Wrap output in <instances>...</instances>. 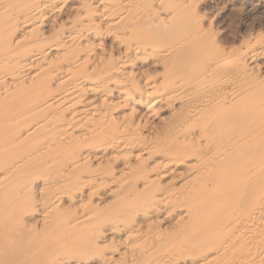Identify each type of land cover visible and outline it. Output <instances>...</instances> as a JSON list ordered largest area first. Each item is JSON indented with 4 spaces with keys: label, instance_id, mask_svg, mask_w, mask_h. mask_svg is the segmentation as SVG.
<instances>
[{
    "label": "bare ground",
    "instance_id": "bare-ground-1",
    "mask_svg": "<svg viewBox=\"0 0 264 264\" xmlns=\"http://www.w3.org/2000/svg\"><path fill=\"white\" fill-rule=\"evenodd\" d=\"M246 41L199 0H0V264H264Z\"/></svg>",
    "mask_w": 264,
    "mask_h": 264
},
{
    "label": "rangeland",
    "instance_id": "rangeland-1",
    "mask_svg": "<svg viewBox=\"0 0 264 264\" xmlns=\"http://www.w3.org/2000/svg\"><path fill=\"white\" fill-rule=\"evenodd\" d=\"M199 3L201 11L213 20L214 31L224 45L240 46L251 36L264 35V0H199ZM258 62L264 73V59Z\"/></svg>",
    "mask_w": 264,
    "mask_h": 264
}]
</instances>
